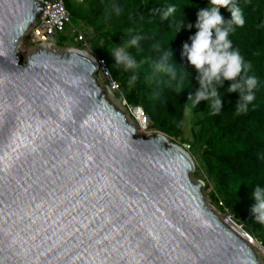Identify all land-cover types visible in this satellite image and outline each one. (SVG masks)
Returning a JSON list of instances; mask_svg holds the SVG:
<instances>
[{
  "label": "water",
  "instance_id": "95a60500",
  "mask_svg": "<svg viewBox=\"0 0 264 264\" xmlns=\"http://www.w3.org/2000/svg\"><path fill=\"white\" fill-rule=\"evenodd\" d=\"M40 11L0 0V264H260L205 204L189 154L136 138L94 57H17Z\"/></svg>",
  "mask_w": 264,
  "mask_h": 264
},
{
  "label": "trees",
  "instance_id": "16d2710c",
  "mask_svg": "<svg viewBox=\"0 0 264 264\" xmlns=\"http://www.w3.org/2000/svg\"><path fill=\"white\" fill-rule=\"evenodd\" d=\"M208 0H64L70 25L58 37L56 47L68 45L67 31L74 34L71 43L82 48L78 35L94 51L91 55L103 60L117 85L114 99L129 107H139L152 131L163 134L180 146L199 149L201 166L195 171L208 192L209 202L218 212L230 215L232 221L264 250V224L254 221L251 207L255 201L252 191L264 188V0H238L245 23L234 27L229 39L245 61L252 65L250 74L258 77L255 99L245 113H237L234 105L238 93L227 92L229 81L218 87L222 108L213 115L207 101L190 107L187 96L198 88L196 71L182 61V45L196 29L181 28L180 22L194 24L199 9L207 7ZM115 5L119 15L112 11ZM168 5L176 11L167 19L162 12ZM226 20L230 13L220 9ZM76 26L77 29L73 28ZM78 29H82L80 31ZM79 31V32H78ZM135 35L142 39L137 46L125 50L134 58L136 66L125 69L116 65L111 52L125 46ZM52 39V38H51ZM71 45V44H70ZM159 49V51L157 50ZM171 53L168 62L183 75L181 90L175 82L169 83L166 74L157 72L155 64L161 53ZM135 77L133 80L132 77ZM188 109V111H186Z\"/></svg>",
  "mask_w": 264,
  "mask_h": 264
},
{
  "label": "clouds",
  "instance_id": "9594fccd",
  "mask_svg": "<svg viewBox=\"0 0 264 264\" xmlns=\"http://www.w3.org/2000/svg\"><path fill=\"white\" fill-rule=\"evenodd\" d=\"M207 5V7L197 11L194 24L180 22L181 26L177 29V32L181 28L191 29L194 27L196 29L195 33L188 37L190 43H183L181 51L182 61L186 59L187 64L196 71L199 85L194 93L190 92L188 94L186 101L190 102L191 108H195L200 101H207L211 113L213 115L218 114L222 108V98L218 94L217 88L222 87L224 81H229L227 92L238 93L239 97L234 105L235 110L237 113H245L248 111L249 104L255 99L254 89L257 87L258 77L254 73L250 74L252 71L251 63L245 61L239 51L233 48L229 39L234 27L244 25L243 13L238 5V0H208ZM221 8H225L230 13V19L226 20L222 17L220 14ZM112 11L117 15L120 13V9L115 5L112 6ZM175 11V5H168L162 12V18L167 19ZM141 39L140 35L132 36L125 46L113 49L111 56L115 64L121 65L125 69L134 68L136 61L125 48L127 46H137ZM157 50L159 51L158 48ZM169 55L171 53L164 52L160 54L155 64V70L166 74L169 77V83L175 82L176 89L180 91L184 77L180 75L178 78L176 68L168 62ZM94 59L96 60V58ZM132 79L134 80L135 77L133 76ZM99 85L101 86V84ZM111 94L108 95L111 96ZM147 123V119L145 123L138 122V124H144L145 126ZM170 143L180 146L173 142ZM184 146L180 147L188 153ZM198 182L203 183L204 187L202 180H198ZM252 197L255 201L251 207L252 217L255 222L264 224V188L257 186L252 191ZM222 222L239 227L232 221L231 216L229 221L222 219ZM240 230L242 229L240 228ZM245 235L247 234L245 233ZM248 238L250 243L253 242V239L249 236Z\"/></svg>",
  "mask_w": 264,
  "mask_h": 264
},
{
  "label": "rangeland",
  "instance_id": "374dc122",
  "mask_svg": "<svg viewBox=\"0 0 264 264\" xmlns=\"http://www.w3.org/2000/svg\"><path fill=\"white\" fill-rule=\"evenodd\" d=\"M71 26H73V28L77 29L76 26L74 27L73 24ZM78 30L83 31L82 29H78ZM67 34H68V38L69 39H67L66 45H68V46L65 47V48H59V47H56L58 45V43L60 42L58 37L52 38L46 44H41V43L35 42L33 34H32V28H30L26 32L24 37L19 41V43L17 45V51H18L17 57L18 58H23V60H25L26 56H28L32 52H34L36 50H39V49H45V50H48V51H52V52H55V53L62 54L68 49L77 48L76 45H78V44L75 41L73 43H71L72 38H73V34H74L72 28L67 31ZM83 40H84V43H82V45H83L82 48L77 49V50L86 51L89 54L93 53L94 51L92 50L91 47L89 48V45H87V43L85 42V38L84 37H83ZM93 57L95 58V56H93ZM96 78L98 79V83L103 85L102 79L98 76V74H96ZM108 99L115 106V108L117 110H119L122 114H124V116H125L126 120L128 121V123H130L131 125H133L135 127V129H136V138H141V137L142 138H146V137H149L151 135H156L157 134V132L150 130L149 122L146 124V126L144 124L140 125V124H138L137 121L132 120V117H128L127 113H129V112H128L127 108L125 107V104L123 102H121V101H118V100L114 99L113 94H111V96L108 95ZM168 141H169V143L171 142L170 140H168ZM199 153L200 152H199V149L197 148V146L195 148H193L192 154L194 155V157H198L199 158ZM194 157L192 156L191 158H192V161L194 163V167L195 168H194V171L192 172V174L190 176L193 183L197 182L198 180H201V178H199V177H197L195 175L196 174L195 171L197 170V167L199 168L201 166V162H200L199 159L197 161L196 158H194ZM204 183H206V182H204ZM209 191L210 190H208V189L207 190L204 189V187L202 188V194H203V197H204L203 199L205 201V204L210 206V207H212L213 211L217 212V214L220 216L221 219L227 220L228 215L221 214L220 212H218L216 210V208L213 207L212 204L209 202V196H208V192ZM233 227H234V230H236L237 232H239V233L241 232L236 226H233ZM252 241L253 242L250 243L249 240H248V242L251 245V247H253L252 249L254 250V253H255L256 257H257V260L260 262V264H264V250L262 249V247L256 241H254V240H252ZM255 247H257V248L255 249ZM258 249H260V250L258 251Z\"/></svg>",
  "mask_w": 264,
  "mask_h": 264
},
{
  "label": "built area",
  "instance_id": "2783aa9c",
  "mask_svg": "<svg viewBox=\"0 0 264 264\" xmlns=\"http://www.w3.org/2000/svg\"><path fill=\"white\" fill-rule=\"evenodd\" d=\"M40 6V14L38 15L35 23L30 27L34 41L46 44L56 34L63 33L70 25L69 14L64 7V0H36ZM78 41L84 43L81 35L77 37ZM95 73L102 79L103 88L106 89L107 94H111L117 90V85L113 81L106 65L103 60L96 59ZM98 80V79H97ZM124 104L125 102L122 101ZM128 112L126 115L132 117L137 122L145 123L146 118L139 107H129L125 104ZM188 149V146H184ZM230 220L228 216L227 221Z\"/></svg>",
  "mask_w": 264,
  "mask_h": 264
},
{
  "label": "bare ground",
  "instance_id": "6f19581e",
  "mask_svg": "<svg viewBox=\"0 0 264 264\" xmlns=\"http://www.w3.org/2000/svg\"><path fill=\"white\" fill-rule=\"evenodd\" d=\"M226 224H227V223H226ZM227 225H228V224H227ZM228 227L231 228V229H234L233 225L230 224V223H229ZM238 233H239V232H238ZM239 234H240V233H239ZM252 248H253V247H252ZM256 248H257V247H255V249H256ZM259 250H260V249H258V251H259Z\"/></svg>",
  "mask_w": 264,
  "mask_h": 264
}]
</instances>
